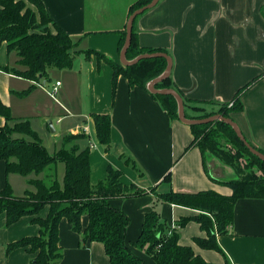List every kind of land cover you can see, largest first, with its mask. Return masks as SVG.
Wrapping results in <instances>:
<instances>
[{
  "label": "crops",
  "instance_id": "crops-1",
  "mask_svg": "<svg viewBox=\"0 0 264 264\" xmlns=\"http://www.w3.org/2000/svg\"><path fill=\"white\" fill-rule=\"evenodd\" d=\"M137 1L43 0L53 21L49 27L52 32H56L58 26L79 43L77 50L91 49L120 64V36L114 31L125 28L128 9ZM263 9L264 0H160L135 22L140 46L165 49L172 59L171 77L177 89L185 98L196 101L193 106L207 113L218 111L219 106L216 110L207 107L214 105L211 102H231L241 88L258 78L242 96L243 112L233 113L232 120L245 138L262 151ZM74 58L71 70H56L50 74V80L53 76L55 83L48 88L47 84H37L7 72V68H22L18 60L10 59L7 45L3 44L0 49V101L10 109L11 116L30 120L42 140L34 121L41 116L50 118L53 114L57 116L52 130L55 140L84 135L76 144L81 150L90 149L94 186L107 178L111 166L121 172L124 185L133 184L142 190L157 187L159 194L213 190L225 196L232 195V189L225 182L238 178V173L212 154L202 157L197 147L187 151L194 138L192 128L179 118H170L152 93L130 85L124 76L119 77L114 91V71L109 65L99 62L95 56L87 59L84 54H75ZM57 82H60L58 96L52 97ZM30 86L35 89L22 96ZM191 108L185 107V111L191 115L201 114ZM94 114L111 116L110 148L98 142L91 116ZM5 124L6 120L0 116V126ZM128 160L135 162L136 168ZM13 175H6V163L0 161V185L5 188L9 184L15 192L10 181ZM167 176H170L169 182ZM156 198L149 192L143 197L111 202L130 218L129 245L140 237L145 216L153 209ZM156 209L170 227L199 214L196 210L166 202L158 203ZM48 213L49 207H46L39 217L44 219ZM233 215L229 234L217 237L225 255L205 250L195 243L196 238L207 239V233L194 220L180 229L179 244L193 248L196 255L210 264H227V260L229 264H264V199L239 200ZM6 220V214H2L0 264H34L35 255L27 249L17 248L8 253L6 247L37 237L40 227L30 216L12 226H7ZM82 220L86 228L89 219L83 216ZM59 235L62 259L55 264H111L101 243L84 244L82 236L73 232L65 219L60 223ZM133 251L155 264L143 251L136 247Z\"/></svg>",
  "mask_w": 264,
  "mask_h": 264
},
{
  "label": "trees",
  "instance_id": "trees-1",
  "mask_svg": "<svg viewBox=\"0 0 264 264\" xmlns=\"http://www.w3.org/2000/svg\"><path fill=\"white\" fill-rule=\"evenodd\" d=\"M153 1L139 0L130 5L128 19L135 11ZM135 22L132 44L126 55L127 61H133L142 54L169 55L165 49L141 47ZM51 24L53 25V21L46 11L43 0H0V49L3 44L7 45L8 54L15 52L19 58L18 65L22 68H7L5 69L7 72L37 84H48L51 81L49 73L51 69L69 71L74 67L75 54H84L87 59L95 56L99 62H105L112 68L114 91L119 77L124 76L130 85L150 92L149 83L167 71L168 61L164 57L142 59L136 64L124 66L91 49L77 50L79 43L58 26H56V32H52L49 28ZM114 32L120 36L118 51L121 53L127 42V27L125 25L124 29ZM257 80L258 78L241 88L231 102L218 103V111L208 113L202 108L193 106L197 104L196 101L185 98L183 93L177 89L171 76L159 82L156 89L176 90L184 100L186 108L192 107L191 110L194 112H201L200 115H191L185 111L187 119L203 120V118L218 114L232 119L233 113L243 112L242 96ZM34 89V86H30L22 96L25 97ZM152 96L161 101L170 118H179L178 100L174 96L165 94H152ZM0 116L6 120V124L0 126V161L6 163L7 176L13 174L22 177L32 174L40 175L52 164L56 165L54 169L56 172L59 162L65 166L62 181L54 171L49 174L50 184L44 179H30L29 183L34 186L35 190L26 191L24 196L15 195L9 184L5 188L0 185V216L6 214L7 226H12L21 218L30 216L33 217V223L40 227L37 237L10 244L6 247V251L10 253L17 248L27 249L29 253L35 255L32 260L34 264H55L62 259V251L59 247V226L62 219L69 222L73 232L82 236L84 244L101 243L111 264H150L139 257L133 251V247L143 251L147 258L155 264H210L196 255L193 248L179 244L180 229L192 220L196 221L201 230L207 233V239L196 238L195 243L205 250H215L222 254L223 251L217 243V237L229 234L228 229L234 220L236 203L241 199H264V176L257 178L254 170L247 177H238L233 181L225 182V185L232 189L230 196L213 190L191 194L173 191L159 194L157 187L142 190L133 184L124 185L121 181V172L111 166L108 167L107 178L94 186L90 149L81 150L76 144L77 140L84 135L65 136L62 140V147L56 153L51 154L43 144L39 133L32 128L30 120L13 118L10 109L1 101ZM91 116L99 144L110 148L111 116L106 114ZM190 128H192L194 138L187 151L192 147H197L202 157L211 153L225 164H229L225 156L221 154L218 142L219 136L226 135L242 147L245 153L250 155L251 159L264 171V161L253 155L240 141L235 129L225 122L218 120L209 124L191 125ZM250 143L261 154H264V151L251 141ZM128 163L136 168L135 162L128 160ZM166 181H170V176L166 177ZM149 192L157 197L156 204L145 216L140 237L129 245L127 230L130 218L120 209H116L111 202L117 199L128 200L143 197ZM161 202L193 209L199 214L191 219L178 221L175 228H172L161 219L156 209L157 204ZM46 207H49L48 215L44 219L40 218V213ZM83 216L89 219L86 228L83 227ZM226 263L229 264V261L227 260Z\"/></svg>",
  "mask_w": 264,
  "mask_h": 264
},
{
  "label": "rangeland",
  "instance_id": "rangeland-1",
  "mask_svg": "<svg viewBox=\"0 0 264 264\" xmlns=\"http://www.w3.org/2000/svg\"><path fill=\"white\" fill-rule=\"evenodd\" d=\"M10 59L14 60H19L17 54L15 52H12L10 54ZM52 70V71H51ZM50 70V74H52L53 71H56L57 69H51ZM52 76V80L47 84L48 88L51 87V85L53 83H55V79ZM53 90V89H52ZM58 96V94L56 95V97ZM56 100V99H55ZM218 104H214V105H208L207 107L209 109L214 108V110H216L215 108L218 107ZM212 112V111H211ZM216 112V111H214ZM56 120H57V116H55L53 114L52 117L47 118V117H43L41 116V118L35 119L34 123L35 126L40 130L39 132H41V135L43 137L44 140V145L48 148L49 152L51 154H54L58 149H60L62 147V141L61 140H55L54 139V132H52L53 130V126L56 125ZM58 133V130L56 132V134ZM218 142L220 143V149L221 154L223 156H225V158L227 159V163L229 167H231L233 170H235L238 173V177H247L249 176L248 174H250L253 170L256 171V175L257 178H262L264 176V171L261 169V167L256 164L254 162L253 159H251L250 155H247V153H245V151L242 149V147H239V145L235 142V141H231L230 138H228L226 135H222L218 137ZM209 155H211V153H209ZM215 157V156H214ZM56 165L52 164L51 167H49V169H47L46 171L43 172V174L40 175H29L28 177H22L19 175H13L10 176L11 179V183L14 187V190L16 192L17 196H24L25 195V191L28 190H35L34 186L30 185L29 180L30 179H44L46 181V183L50 184V178H49V174L50 172L56 173V176H59L60 181L63 180V175L65 172V166L63 163L59 162L57 165V170L55 172ZM241 173V175H239V173ZM31 190V191H32Z\"/></svg>",
  "mask_w": 264,
  "mask_h": 264
},
{
  "label": "water",
  "instance_id": "water-1",
  "mask_svg": "<svg viewBox=\"0 0 264 264\" xmlns=\"http://www.w3.org/2000/svg\"><path fill=\"white\" fill-rule=\"evenodd\" d=\"M160 2V0H154L151 4L146 5L142 7L140 10L135 11L134 14H132L129 19L127 20V38H126V45L123 48V50L120 53V61L121 64L124 66L128 65H133L136 64L142 59H155L157 57H164L168 61V67L167 71L165 72L164 75L158 77V79H155L149 83V91L152 94H161V95H170L174 96L175 99L178 100V113H179V119L186 124L187 126L191 125H203V124H209L213 122H217L218 120L225 122L228 124L230 127L234 128L240 141L243 142V144L246 146L247 149L250 150V152L253 155H256L261 161H264V154H261L252 144L250 141H247L245 138L244 134L242 133L240 127L232 120L228 118H224L221 114L209 117V118H203V120H192V119H187L186 113H185V105H184V100L180 97L178 92L176 90H157V84L165 79H168L171 76L172 73V59L169 55L163 54V53H157V54H142V56L138 57L137 59L133 61H127V51L129 47L132 44V36H133V29H134V22L137 20V18L141 17L144 13L148 12V10H151L155 8V6Z\"/></svg>",
  "mask_w": 264,
  "mask_h": 264
},
{
  "label": "built area",
  "instance_id": "built-area-1",
  "mask_svg": "<svg viewBox=\"0 0 264 264\" xmlns=\"http://www.w3.org/2000/svg\"><path fill=\"white\" fill-rule=\"evenodd\" d=\"M59 86H60V82H57L56 85L54 86L52 92H51V96H52V97H55V95L57 94ZM230 106H232V104H231ZM86 131H87V130H86ZM86 131H85V132H86ZM87 132H88V131H87ZM172 228H175V227H172Z\"/></svg>",
  "mask_w": 264,
  "mask_h": 264
}]
</instances>
